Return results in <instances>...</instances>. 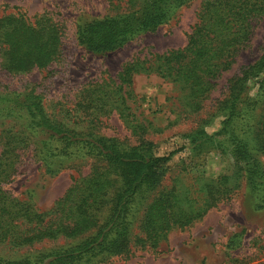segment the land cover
Returning <instances> with one entry per match:
<instances>
[{
	"label": "trees",
	"instance_id": "obj_1",
	"mask_svg": "<svg viewBox=\"0 0 264 264\" xmlns=\"http://www.w3.org/2000/svg\"><path fill=\"white\" fill-rule=\"evenodd\" d=\"M189 1L126 0V11L78 24L76 39L91 52H111L166 23ZM260 19L264 20V0H202L186 44L154 55L146 70L177 84L185 92L184 107L196 112L215 80L248 43L253 21ZM61 36V25L50 17L29 22L20 16H4L0 18V65L12 73L46 67L60 54ZM140 70L138 63H127L116 86L118 93L108 100L109 94L99 84L83 92L79 106L101 110L112 101L124 115L128 108L121 85L131 84L133 74ZM254 86L256 92L250 95ZM217 110L222 117L220 129L208 133L198 127L185 136L186 147L193 155L228 151L235 173L244 179V188L254 194L255 205L260 207L264 171L254 151L264 154V51L232 80ZM0 125V242L17 247L42 240L65 241L22 258L0 257V264H88L99 257L126 256L139 212L142 235L137 242L154 248L172 228L200 219L234 191L228 175H198L197 187L189 185L190 193L173 184L149 201L177 151L158 155L154 144L143 138L128 144L54 121L41 95L32 90L0 93ZM144 128L133 126L134 131L144 132ZM28 149L48 174L59 172L67 160L90 159L92 167L87 175L73 179L50 210L41 212L5 187L19 171L22 151Z\"/></svg>",
	"mask_w": 264,
	"mask_h": 264
},
{
	"label": "rangeland",
	"instance_id": "obj_2",
	"mask_svg": "<svg viewBox=\"0 0 264 264\" xmlns=\"http://www.w3.org/2000/svg\"><path fill=\"white\" fill-rule=\"evenodd\" d=\"M125 1L0 0V18L14 15L33 22L41 16L50 17L62 30L60 54L46 67L12 73L0 65V93L32 90L41 95L45 111L54 121L128 144L143 138L154 144L158 155L177 151L149 195V201L173 184L183 193L186 189L190 193L193 189L189 185L194 183L197 187L198 175L207 178L228 175L234 191L200 219L186 227L172 228L154 248L137 242V237L142 235L139 212L129 234L130 253L95 258L88 264H264V204L255 205L254 194L244 188V179L235 173V162L228 151L214 149L193 155L186 147L185 137L201 126L208 133L220 129L222 117L217 110L218 103L228 94L232 80L264 51V20L253 21L252 35L246 46L236 54L230 68L215 80L200 110L191 112L184 107L185 92L177 84L146 69L154 55L186 44L202 0H190L166 23L111 52H91L78 43V24L124 12L128 9ZM130 62L138 63L141 70L133 74L131 84L121 85L120 93L126 97L128 108L124 115H120L112 101L101 110H83L79 106L83 92L92 91L99 84L110 100L118 93L116 86L121 84V70ZM255 92L256 86L250 90V95ZM136 123L145 127L144 132L133 130ZM2 127L0 125V130ZM254 152L264 171V154L259 150ZM32 155L30 149L22 151L19 171L5 187L17 198L29 200L41 212L50 210L73 179L87 175L92 167L90 159L67 160L59 172L48 174ZM64 242L59 238L17 247L0 242V257L22 258Z\"/></svg>",
	"mask_w": 264,
	"mask_h": 264
}]
</instances>
